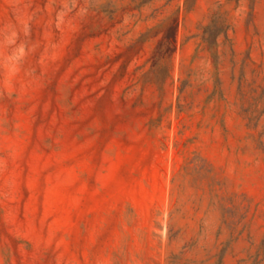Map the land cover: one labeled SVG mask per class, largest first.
I'll return each mask as SVG.
<instances>
[{"label":"rangeland","instance_id":"rangeland-1","mask_svg":"<svg viewBox=\"0 0 264 264\" xmlns=\"http://www.w3.org/2000/svg\"><path fill=\"white\" fill-rule=\"evenodd\" d=\"M0 264H264V0H0Z\"/></svg>","mask_w":264,"mask_h":264}]
</instances>
